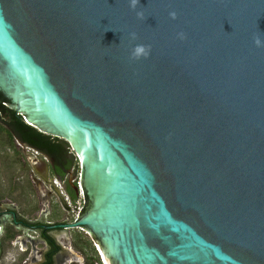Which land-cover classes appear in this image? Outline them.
Returning a JSON list of instances; mask_svg holds the SVG:
<instances>
[{"label": "water", "instance_id": "1", "mask_svg": "<svg viewBox=\"0 0 264 264\" xmlns=\"http://www.w3.org/2000/svg\"><path fill=\"white\" fill-rule=\"evenodd\" d=\"M130 5L0 0V90L82 163L87 207L56 226L106 264H264V0Z\"/></svg>", "mask_w": 264, "mask_h": 264}, {"label": "rangeland", "instance_id": "2", "mask_svg": "<svg viewBox=\"0 0 264 264\" xmlns=\"http://www.w3.org/2000/svg\"><path fill=\"white\" fill-rule=\"evenodd\" d=\"M7 135L5 132L0 133V227L14 225L13 217L10 212H15L17 219H25L30 223H50L52 220H57L65 216H69L70 219L73 216L76 218L85 204V195H79L76 204L73 203L72 211L68 213L69 204L61 205L59 201L57 191L54 190L46 181L39 178L31 166L28 163V155L32 154L29 149L18 144L15 141L12 147L7 144ZM69 143V142H68ZM75 151V150H74ZM76 153V151H75ZM74 160V159H73ZM78 166V165H77ZM79 166L77 173H79ZM75 177V176H74ZM59 189L65 190V185L60 179L57 180ZM51 203L54 213L49 214ZM76 205V206H75ZM74 218V221H75ZM18 233L20 234V245L14 247L5 243V248L0 253V264H24L21 260L23 253L19 249L21 245L29 247V253L27 255V263L25 264H40L44 260V253L48 251L49 247L42 240L40 231L27 229L20 227ZM74 231H83L90 238L91 236L82 229L73 228L67 230L52 231L51 235L56 239L57 243L62 248L69 249L70 253L62 251L67 257L61 264H85L84 255L73 246V233ZM2 238H5V232L0 234ZM24 240L26 242H24ZM26 243V245L24 244ZM23 247V246H22ZM74 253V254H73ZM100 256V255H99ZM101 258V256H100ZM72 259V260H71ZM102 263L103 260L101 259ZM105 261V260H104ZM54 264H58L57 259Z\"/></svg>", "mask_w": 264, "mask_h": 264}, {"label": "flooded vegetation", "instance_id": "3", "mask_svg": "<svg viewBox=\"0 0 264 264\" xmlns=\"http://www.w3.org/2000/svg\"><path fill=\"white\" fill-rule=\"evenodd\" d=\"M7 141V144L10 145L9 147H12V142L9 141V139L6 140ZM18 142V141H17ZM18 144H20L21 146H24L26 149H29L31 152H32V155L39 158V159H43L44 161H46L47 165H48V170L45 174V177H43L42 175H39V178L43 181H46L50 186H51V179H53L54 181L55 180H61L63 181L64 185H65V190H61L63 195L65 196L64 198L58 194V197H59V201L61 202V205H64L65 204H69V207H68V210L67 212L70 213L69 211L71 210L72 211V205L73 203L76 204L75 202H77L78 198H79V194H76L75 190H74V184H76V176H77V164H72L70 165L69 163V159H70V155L67 154L65 156H61V157H58V158H54V157H50L49 155H47L46 153H43L41 151H34L35 149L28 145L27 143L25 142H19ZM25 144L27 146H25ZM28 155V160L27 161L28 163H31V160H30V157H29V153H27ZM55 164H58L59 167H60V171L58 170H55ZM32 166V165H31ZM33 169V168H32ZM63 173V174H61ZM75 176V177H74ZM56 183V181H55ZM77 185V184H76ZM52 187V186H51ZM65 199V200H63ZM86 203V200L84 201ZM76 206V205H75ZM49 207L51 208V211L49 214H52L54 213V209L52 208L51 206V203H49ZM84 207H87L86 205H84ZM83 207V208H84ZM6 213H9V215L11 214V216L13 217V221H14V225L12 224V226H3L0 227V234L3 232H5V240L4 238H2L0 236V253H1V250H3L5 248V243L6 241H8L9 244H12V246L16 247L18 245H20V243L22 242H19V240L22 238H20V234L18 233V231L20 230V226H23V227H28L30 228V230H33V232H35L34 229H38L40 231V235H41V238L42 240L45 242V244L48 245L49 249L48 251H45L44 253V260L40 263H44L47 259V254L53 250V248H56V247H52L53 245H51V243L48 242L47 238H46V235H49L53 241H54V245L57 246V250L54 252V255H53V264L54 262L56 261L57 259V262L58 264H61L62 261H64L67 257V254L65 255L62 251H66V253H69V249L67 248H62L60 244L57 243L56 239L51 235V232L52 231H56V230H67V229H73L72 227H63V226H56V225H61V224H70L71 222H74V214H72V218L73 219H70L69 216H65V217H62V218H58L57 220H52L50 221V223H38V224H35V223H30L28 222L27 220L25 219H17L15 216V212L13 210H10V212H6ZM84 213H82L80 215V217L83 215ZM79 217V218H80ZM32 228V229H31ZM18 231H17V230ZM21 231V230H20ZM8 234H11L10 236H8ZM19 239V240H18ZM24 242H26L24 240ZM26 245V243H24ZM23 246V247H22ZM21 250V252L23 253L24 256H22L21 260L19 259V261L22 262V260L24 261L23 263H27V255H28V251H29V247H24V245H21V247L19 248ZM2 254V253H1Z\"/></svg>", "mask_w": 264, "mask_h": 264}, {"label": "trees", "instance_id": "4", "mask_svg": "<svg viewBox=\"0 0 264 264\" xmlns=\"http://www.w3.org/2000/svg\"><path fill=\"white\" fill-rule=\"evenodd\" d=\"M8 103H10V101L0 90V133L5 132L7 139H9L12 144H14L15 141L25 142L34 149L54 158L69 154L70 165L77 164L68 141L45 133L35 125L27 123L24 114L19 113L16 108L11 107ZM54 168L60 171L58 164H55ZM85 197H87L86 192ZM10 235L11 234H8V236ZM46 238L48 242L53 245L52 247L56 248H53V250L47 254V259L42 264H53V255L58 247L54 245V241L49 235H46ZM73 246L84 255L85 264H104L101 261L94 240L83 231H74Z\"/></svg>", "mask_w": 264, "mask_h": 264}, {"label": "clouds", "instance_id": "5", "mask_svg": "<svg viewBox=\"0 0 264 264\" xmlns=\"http://www.w3.org/2000/svg\"><path fill=\"white\" fill-rule=\"evenodd\" d=\"M136 4H137V0H131V5H130V6H131L133 9H135ZM142 15H143L142 13L137 12V16H138V17H141ZM169 16H170V18L175 19V18H176V13H175V11L170 12V13H169ZM178 36H179L181 39L184 38V34H183V33H178ZM130 39H132V40H135V39H136L135 33H130ZM254 43H255V45H256L257 47H264V40H261L259 37L255 38ZM149 51H150V50H149L148 48H146V46H144V45H140V44H137V45H135V46L133 47L132 52H131V56H132V58H134V59H139V58H141L142 56H143V57H147V55L149 54ZM26 122L29 123V121H26ZM29 124H30V123H29ZM69 144H70V143H69ZM34 151H37V150L35 149ZM55 181H56L55 184L58 186L57 180H55ZM76 184H77V183H76ZM58 187H59V186H58ZM61 190H62V189H61ZM79 195H80V193H79ZM94 243H95V246H96V248H97V250H98V252H99V254H100V256H101V259L103 260V257H102V253H101V251L99 250V248H98V246H97V244H96L95 241H94ZM103 263L105 264L104 260H103Z\"/></svg>", "mask_w": 264, "mask_h": 264}, {"label": "built area", "instance_id": "6", "mask_svg": "<svg viewBox=\"0 0 264 264\" xmlns=\"http://www.w3.org/2000/svg\"><path fill=\"white\" fill-rule=\"evenodd\" d=\"M26 121H28V120H26ZM70 147H71V149H72V151L74 153L75 160L77 161V165L79 166V169H80L79 170V173H77V176H76V183L78 185L80 195H82L84 197V191H83V186H82V181H81V179H82V174H81L82 173L81 172V170H82V163H81L79 154L77 152L75 153V151H74L73 147L71 146V144H70ZM78 216H79V214H78ZM78 216L75 218V221L78 219Z\"/></svg>", "mask_w": 264, "mask_h": 264}, {"label": "bare ground", "instance_id": "7", "mask_svg": "<svg viewBox=\"0 0 264 264\" xmlns=\"http://www.w3.org/2000/svg\"><path fill=\"white\" fill-rule=\"evenodd\" d=\"M30 123H32V122H30ZM34 123H32V125H33ZM34 125H36V124H34ZM74 254V253H73ZM102 257H103V255H102ZM72 260V259H71ZM103 260H104V257H103ZM105 262V261H104ZM105 264H106V262H105Z\"/></svg>", "mask_w": 264, "mask_h": 264}]
</instances>
